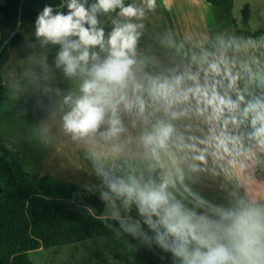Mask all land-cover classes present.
<instances>
[{
    "label": "clouds",
    "instance_id": "9594fccd",
    "mask_svg": "<svg viewBox=\"0 0 264 264\" xmlns=\"http://www.w3.org/2000/svg\"><path fill=\"white\" fill-rule=\"evenodd\" d=\"M64 8L45 5L35 20L41 45L60 46L55 66L79 80L77 92L63 97L64 131L73 139L99 134L119 156L130 126L137 135L129 142L144 162V171L129 164L120 175L99 169L102 199L113 209L135 205L156 244L179 264H264V204H212L186 183L201 174L231 176L264 153V95L246 100L240 74L223 58L193 55L187 65L149 70L137 57L143 25L131 21L154 10L156 0H65ZM117 10L125 22L113 20L105 38L97 14ZM251 79L264 88V73ZM121 226L133 235L140 230L139 221Z\"/></svg>",
    "mask_w": 264,
    "mask_h": 264
},
{
    "label": "rangeland",
    "instance_id": "374dc122",
    "mask_svg": "<svg viewBox=\"0 0 264 264\" xmlns=\"http://www.w3.org/2000/svg\"><path fill=\"white\" fill-rule=\"evenodd\" d=\"M186 1L156 0L154 10L145 9L142 19L131 21L143 25L138 29L137 57L146 61L152 71L187 65L193 55H207L209 60L223 58L233 66V72L240 74L237 87L246 100L264 95V88L251 79L257 73H264V0H233L232 6L237 27L249 31L261 29L263 32L258 38L235 34L222 10L210 3ZM130 3L142 6V0H130ZM117 13L100 17L98 27L104 29L105 38L113 27V20L125 22ZM19 32L23 41L8 49L9 60L2 70V78L13 97L0 101V151L9 159L18 157L29 173L73 182L101 198L107 188L99 169L120 175L131 164L138 172L144 171L139 148L129 142V137L137 135L136 129L129 126L128 133L120 138L124 150L119 156L112 154V142H106L99 134L73 139L64 131L62 116L68 108L63 104V97L77 92L79 80L65 77L62 68L55 66L60 46H42L35 36V23ZM230 42L232 50H229ZM208 47L213 54L208 53ZM232 95L235 99V94ZM262 156L263 153H256L254 175L247 177L244 172L241 178L258 204H264ZM186 183L212 204L227 207L239 199L233 174H201ZM105 202L103 216L113 217L112 212L118 211L117 218L133 224L139 221L138 233L106 231L94 240L33 250L28 252L32 264H140L152 255L156 247L154 233L143 223L135 205L125 211L119 202L115 209Z\"/></svg>",
    "mask_w": 264,
    "mask_h": 264
},
{
    "label": "trees",
    "instance_id": "16d2710c",
    "mask_svg": "<svg viewBox=\"0 0 264 264\" xmlns=\"http://www.w3.org/2000/svg\"><path fill=\"white\" fill-rule=\"evenodd\" d=\"M62 1L65 3V0H3L0 4V45L15 29L20 5L21 29L35 23L45 5H51L54 11L59 7L66 12ZM204 1L222 10L236 34L250 38L262 34L261 29L250 32L237 27L232 17L233 0ZM94 2L88 0L89 5ZM129 3L130 0H124L125 6ZM101 15L97 14L98 22ZM22 40L18 31L0 53V101L10 96L1 75L8 49ZM229 49H232L231 42ZM105 205L101 197L74 183L37 177L25 171L17 160H9L0 151V264H32L28 256L30 251L94 240L106 231H124L121 221L133 224L127 219L103 216ZM140 264H179V261L156 244L154 253Z\"/></svg>",
    "mask_w": 264,
    "mask_h": 264
},
{
    "label": "crops",
    "instance_id": "0c3cea01",
    "mask_svg": "<svg viewBox=\"0 0 264 264\" xmlns=\"http://www.w3.org/2000/svg\"><path fill=\"white\" fill-rule=\"evenodd\" d=\"M192 1H196V0H187L186 2H192ZM164 28L166 29V31H167V26L166 25H164ZM168 29H170L169 28V26H168ZM242 30H244V29H242ZM247 31H249V30H247ZM250 32H252V31H250ZM236 34V33H235ZM243 36V35H242ZM248 38H250V37H248ZM171 39H172V37H171ZM170 39V42H172L173 40H171ZM23 41V40H22ZM20 44V43H19ZM233 45V44H232ZM233 47V46H232ZM233 49V48H232ZM231 49V50H232ZM211 48L210 47H208V53L211 55V54H213V51L211 50ZM230 50V49H229ZM9 59H7V61H8ZM7 61L4 63V65L2 66V70H3V68H5V64L7 63ZM2 70H1V75H2ZM2 80H3V78H2ZM3 83H4V85L5 86H7V84L5 83V81L3 80ZM8 88H9V86H8ZM10 89V88H9ZM9 93H10V91H9ZM13 97V95L10 93V96H9V98L8 99H6V100H9V99H11ZM2 101H4V100H2ZM241 131H250V128H247V129H245V128H241ZM2 153V152H1ZM2 154H4L5 156H6V158H8V156H7V154L5 153V152H3ZM18 157H16V156H14L13 158H11L12 160H17L20 164H21V166H22V168L26 171V167H25V165L23 164V162L21 161V160H19V159H17ZM263 160H264V153H263V156L261 157ZM9 159V158H8ZM11 159H9V160H11ZM247 163V167L243 170V171H236L233 175H234V177H235V181L237 182L236 183V190H237V194H239L238 195V198L239 199H244V200H247V201H256L255 199H253L252 198V196L250 195V193H249V191H248V189L244 186L245 184L243 183V181H241V178H242V175H244V172L246 173V175H247V177L248 176H252V175H254V173L256 172V159H255V162H253L252 160H249V161H247L246 162ZM32 174V173H31ZM34 175V174H33ZM264 175V174H263ZM35 176H37V177H41V176H47V175H42V174H37V175H35ZM47 177H49V178H51V179H53V180H55V181H58V182H68V181H62V180H58V178H56V177H52V176H47ZM71 183H73V182H71ZM75 184V183H74ZM77 185V184H76ZM79 186V185H78ZM81 187V186H80ZM84 189V188H83ZM97 195V194H96ZM258 200H262V199H258ZM263 200H264V198H263Z\"/></svg>",
    "mask_w": 264,
    "mask_h": 264
},
{
    "label": "water",
    "instance_id": "95a60500",
    "mask_svg": "<svg viewBox=\"0 0 264 264\" xmlns=\"http://www.w3.org/2000/svg\"><path fill=\"white\" fill-rule=\"evenodd\" d=\"M63 1L61 3V5H63ZM20 19H21V5L19 7V12H18V16H17V24L15 29L8 35V37L3 41V43L0 45V53L2 52V50L4 49L5 45L11 40V38L19 31L20 29ZM99 24V22H98ZM98 26V25H97Z\"/></svg>",
    "mask_w": 264,
    "mask_h": 264
}]
</instances>
